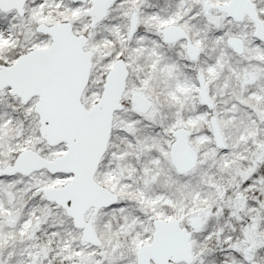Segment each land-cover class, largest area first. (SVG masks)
<instances>
[{
	"label": "snow or ice",
	"instance_id": "6c2138e0",
	"mask_svg": "<svg viewBox=\"0 0 264 264\" xmlns=\"http://www.w3.org/2000/svg\"><path fill=\"white\" fill-rule=\"evenodd\" d=\"M0 264H264V0H0Z\"/></svg>",
	"mask_w": 264,
	"mask_h": 264
}]
</instances>
